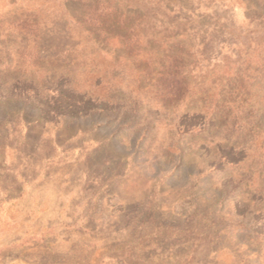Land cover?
Returning <instances> with one entry per match:
<instances>
[{"label":"rangeland","instance_id":"rangeland-1","mask_svg":"<svg viewBox=\"0 0 264 264\" xmlns=\"http://www.w3.org/2000/svg\"><path fill=\"white\" fill-rule=\"evenodd\" d=\"M0 264H264V0H0Z\"/></svg>","mask_w":264,"mask_h":264}]
</instances>
